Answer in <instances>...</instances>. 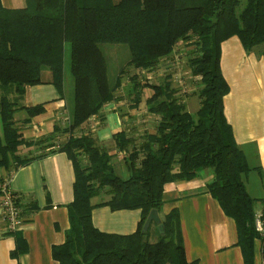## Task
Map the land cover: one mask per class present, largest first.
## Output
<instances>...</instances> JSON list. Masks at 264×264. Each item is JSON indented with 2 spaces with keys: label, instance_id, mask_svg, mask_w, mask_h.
Instances as JSON below:
<instances>
[{
  "label": "trees",
  "instance_id": "1",
  "mask_svg": "<svg viewBox=\"0 0 264 264\" xmlns=\"http://www.w3.org/2000/svg\"><path fill=\"white\" fill-rule=\"evenodd\" d=\"M238 5L239 0H27L23 8L7 9L0 2V199L6 178L2 170L12 174L55 151L68 155L75 170L74 199L68 206L66 239L52 248L60 264H197L186 258L177 209L161 218L159 239L150 241V227H143L151 209L161 211L166 183L192 180L206 170L213 176L207 192L235 220L244 264H254L259 234L255 199L245 184L251 168L224 112L230 88L220 61L221 45L232 36L247 51L262 48L264 57V0H247L240 14ZM180 41L194 46L189 64L198 78L197 90L184 94L172 74L158 83L143 74L141 80L137 74L130 78L129 100L139 106L147 90L144 106L158 121L154 133L113 135L125 167L119 174L111 149L86 132L89 119L107 103L123 98L118 92L127 67L152 71L172 56ZM66 43L74 82L69 122L57 123L49 138L26 140L21 127L45 108L22 103L25 87L53 84L62 97L66 95ZM104 43H123L130 49L126 67L113 78L101 48ZM195 93L200 104L192 113L184 97ZM18 111H25L27 118L18 120ZM40 144L48 150L37 156L21 154L23 146ZM100 194L108 198L93 204ZM96 205L140 209L137 230L131 234L99 230L91 218ZM35 208L22 204L23 217ZM12 233L17 246L11 254L17 257L27 247L17 231ZM261 241L264 264V238Z\"/></svg>",
  "mask_w": 264,
  "mask_h": 264
},
{
  "label": "crops",
  "instance_id": "2",
  "mask_svg": "<svg viewBox=\"0 0 264 264\" xmlns=\"http://www.w3.org/2000/svg\"><path fill=\"white\" fill-rule=\"evenodd\" d=\"M0 2L7 9L23 8L27 5V0ZM220 65L230 88L224 97V112L232 127L235 141L252 168L247 176L252 173L257 184L255 186L258 188L257 195L250 194L256 201L254 208L257 212L263 209L264 204L262 48L246 51L239 38L232 36L221 45ZM189 99L190 96L184 97L186 106ZM22 103L27 107L44 104L45 108L42 113L34 115L28 124L21 127L20 133L29 141L51 137L55 125L62 122L69 106L66 96L62 97L53 84L27 85ZM198 108L199 106L195 111ZM16 116L18 120L27 118L25 111H18ZM157 121L158 117L149 113L141 103L136 106L134 101L123 97L107 103L99 114L93 115L89 119L86 132H90L101 146L111 149L113 163L115 167L121 168L123 174L125 167L122 153L114 149L113 135L121 131L134 135L154 133ZM45 144L25 145L21 154L25 156L42 154L48 150L43 146ZM2 174L5 177L9 176L6 170H2ZM212 177L211 172L206 170L192 180L166 183L159 215L163 218L173 209L178 210L185 255L189 262L244 264L243 253L238 245L235 220L226 215L219 202L207 192V185ZM74 181L73 162L63 151L47 153L12 172L9 188L23 195V205L29 206L32 203L36 208L29 213L26 212L24 222L17 230L27 247V250L17 257L11 254L17 246L15 234L6 229L0 210V264H60L53 257L52 248L65 241L66 232L70 227L68 206L74 199ZM107 198L100 194L92 199V203L98 204ZM257 203L260 205L257 206ZM91 218L93 225L101 231L131 234L138 228L141 210H113L109 205H96ZM261 246L260 237L256 238L254 264H263Z\"/></svg>",
  "mask_w": 264,
  "mask_h": 264
},
{
  "label": "rangeland",
  "instance_id": "3",
  "mask_svg": "<svg viewBox=\"0 0 264 264\" xmlns=\"http://www.w3.org/2000/svg\"><path fill=\"white\" fill-rule=\"evenodd\" d=\"M246 3L247 0H239V5L237 7L238 14L242 12L244 7L246 6ZM101 48L103 49V52L107 57L109 74L113 78L122 68L126 67L127 62L131 56L130 49L126 44L123 43H104L101 45ZM193 51H194V46H190V44L186 43L185 41H180L172 56L163 60L162 63L152 71H145L141 73L140 71H136L133 68L127 67L124 71V74L122 75L123 84H122V88L119 89L118 94L122 95L127 100H129L126 91L131 86L130 78L136 74L138 75L139 80L143 79L144 78L143 76L145 75L146 78H148L147 80H150L151 82L154 83L161 82L162 79L165 77V75L172 74L174 78V84L179 85L184 94H191L195 92V90H197L196 82L198 81V78L192 76L190 64H189V58L192 56L191 54ZM64 65H65V73H66L65 96L66 99L68 100L69 106L68 109L66 108L65 115L63 117L62 122L60 123L63 126H66L69 122V116L73 110V105H74V94H73L74 82L70 72V43H66L65 46ZM45 70L47 72V69ZM147 95H148V91L146 90L142 97L141 104L143 105V108H145L144 104ZM199 104L200 102L198 95L195 93L190 96L187 108L190 111H195L196 107H198ZM155 121L153 123H155ZM115 169L119 174H122V170L120 167L116 166ZM245 183L247 185L249 194H251L252 196L257 195L258 188L255 187L257 186V184L255 182V178L253 177L252 173H250L247 176V178H245ZM257 202L259 201L257 200ZM255 203L254 206H256ZM259 205L260 204L257 203V206ZM160 233L161 230L159 229L158 225L156 223H152L149 228V240L155 241L159 239Z\"/></svg>",
  "mask_w": 264,
  "mask_h": 264
},
{
  "label": "built area",
  "instance_id": "4",
  "mask_svg": "<svg viewBox=\"0 0 264 264\" xmlns=\"http://www.w3.org/2000/svg\"><path fill=\"white\" fill-rule=\"evenodd\" d=\"M12 174L5 178L1 186L2 198L0 199V210L2 218L9 232L17 231L24 222L22 215V195L9 188ZM255 229L260 239L264 238V210L255 212Z\"/></svg>",
  "mask_w": 264,
  "mask_h": 264
},
{
  "label": "water",
  "instance_id": "5",
  "mask_svg": "<svg viewBox=\"0 0 264 264\" xmlns=\"http://www.w3.org/2000/svg\"><path fill=\"white\" fill-rule=\"evenodd\" d=\"M152 223H156L161 231H163V225L161 224V217L157 209H151L144 223V230H147Z\"/></svg>",
  "mask_w": 264,
  "mask_h": 264
}]
</instances>
